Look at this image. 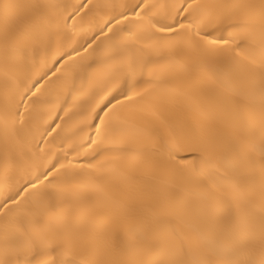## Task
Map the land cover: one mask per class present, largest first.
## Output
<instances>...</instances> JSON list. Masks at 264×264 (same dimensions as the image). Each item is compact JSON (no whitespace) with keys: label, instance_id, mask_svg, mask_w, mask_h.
Here are the masks:
<instances>
[{"label":"snow or ice","instance_id":"6c2138e0","mask_svg":"<svg viewBox=\"0 0 264 264\" xmlns=\"http://www.w3.org/2000/svg\"><path fill=\"white\" fill-rule=\"evenodd\" d=\"M91 3L83 0L76 5L64 17L65 26L77 17L83 20L81 13ZM0 7L7 12L13 5L5 2ZM59 7L37 4L34 18L15 19L16 24L27 25L29 33L13 36L5 30L2 37L0 175L8 177L21 158L30 160L37 153L48 163L42 171L28 174L14 190L7 179L0 182V264H77L81 249L93 244L84 226L112 209L118 210L122 232L112 235L96 259L80 264H264V0H179L171 4L135 0L132 4L94 5L113 12L86 42L83 50L92 48L90 55L95 59L88 64V75L81 79L78 93L85 87L91 91L99 75L111 91H91L93 98L100 97L87 117L94 135L72 152L60 147L63 159L46 148L56 139L48 137L62 127L55 121L64 116L57 113L49 123L45 119L49 113L37 111L52 103L41 97H50L54 89L42 92V77L18 92V99L11 91L26 61L23 40L41 43V33L53 23L46 9ZM100 37L106 40L93 47ZM105 43L107 47H101ZM67 59L72 60V53H67ZM74 65V60L62 64L72 73L69 96L77 93ZM149 68L153 71L145 79ZM60 79L57 76L52 84ZM192 82L213 94L214 104L205 107L199 97L187 92L185 86ZM121 88L126 91L108 100L112 91ZM182 97L191 100L217 130L213 136L202 129L200 167L191 170L209 192L207 200L169 192L161 202L138 182L133 187V202L113 200L108 173L115 175L118 169L106 173L94 163L97 159L145 157L147 179L159 177L172 186L177 177L186 174V169L172 162L184 164L187 158L178 153L193 150L188 133H179L152 103L175 104ZM138 104L157 122L150 133L151 143L143 151L110 146L127 132L123 124L114 122L117 106ZM64 105H69L67 96ZM60 111L67 116L71 107ZM41 122L46 126L39 131L35 126ZM226 129L230 131L226 133ZM257 129L259 149L254 143ZM81 148L90 150V159H68L73 152L80 155ZM164 153L167 160L162 158ZM229 173L231 178L225 179ZM126 183L132 186V182ZM149 200L152 202L146 203ZM225 204L227 210L221 211L218 205Z\"/></svg>","mask_w":264,"mask_h":264},{"label":"bare ground","instance_id":"6f19581e","mask_svg":"<svg viewBox=\"0 0 264 264\" xmlns=\"http://www.w3.org/2000/svg\"><path fill=\"white\" fill-rule=\"evenodd\" d=\"M5 2L13 5V8L7 12L3 7H0V46L3 45V34L5 30L9 31L13 36L23 35L29 33L31 30L27 25H18L15 23L17 16L25 18H34L39 11L36 8L37 4L47 5L56 4L61 7L56 9H46L48 15L52 17L53 23L46 32L41 33L42 42L36 44L33 40H23V51L26 54V61L22 65L20 71L16 74L17 78L12 82L11 91L13 94L23 92L24 88L30 83L41 80L45 89H54L53 95L50 97L42 96V100L50 99V105L38 107L37 111L49 113L45 119L51 123L55 120L57 113L64 116L63 120H56L55 122L61 124L62 127L58 128L48 137L52 140L56 137L52 145L47 146L46 151H50L54 155H59L63 159V153L59 151L60 147L72 152L74 148H78L81 144L86 143V138L89 135H94V131L89 127L87 119L90 114L91 107L100 102V97L93 98L91 91L97 93L102 92L105 88L111 91V86L107 85L102 75L97 77L95 87L90 91L85 87L83 93H78L81 85V79L88 75L86 69L95 57L90 55L92 48H85L87 40L99 32L104 26L105 22L111 16L113 9L108 7H94L96 4H132L135 0H92L91 5L84 9L81 13L83 20L80 17L76 21H67L65 26L64 17L72 12L73 8L82 3L83 0H0V5ZM157 4L179 2V0H154ZM232 3H240L242 0H231ZM249 2L258 3L259 0H249ZM66 8V11H65ZM7 17V18H6ZM75 24V27H74ZM125 26H127L125 24ZM106 37H100L95 44L105 41ZM101 47H107V44H102ZM81 49L79 55L76 50ZM67 53H72V60L67 59ZM98 55V54H97ZM62 58L64 60L62 61ZM75 61V85L77 93L69 96L72 91V73L66 71L62 64H72ZM62 61V63H57ZM153 69H146L144 78L149 79V72ZM48 73V76H45ZM57 76L61 79L56 84ZM3 82L0 78V97L3 95ZM186 91L191 93L192 96L199 97L201 103L207 107L214 104L215 96L211 93L205 92L201 86L195 82L189 83L185 86ZM122 91L126 89H117L112 91V95L108 96V100H112L116 96H120ZM39 95V93L37 94ZM66 96L69 99V105H64ZM17 94V99H18ZM107 103V100L105 101ZM125 103H128L125 101ZM154 107L161 110L164 116L176 127V130L182 135L186 132L190 140V147L193 149L190 152H180L178 156L186 157L187 160L184 164L179 161H173L178 167L186 169V174L177 177L175 186L165 183L161 178L147 179L150 173L145 166V157L127 161H115L112 159L100 158L94 161L97 166H103L108 173V170L117 168L118 171L115 175L109 174V185L111 188V196L113 200L121 201L122 203H131L136 199V193L133 187L138 186L146 191L153 193L154 199H160L163 202V197L169 192H179L182 195L190 196L196 199L207 200L209 192L206 191L203 181L195 176L191 170L200 167L199 158L202 154V146L199 144V137L202 129H206L210 135H216V126L212 122L205 121L201 112L198 111L191 100L182 97L175 104L161 103L157 100L152 101ZM71 107V111L67 116L64 112L60 111L61 107ZM69 117H72L71 119ZM114 122L123 124L127 132L123 136L116 137V143L110 145L112 147H123L132 151H143L145 145L151 143L150 133L156 129L157 122L154 121L148 111L144 109L143 104L134 105L131 107L120 108L117 106L116 111L113 113ZM46 125L41 122L35 126L39 131H42ZM39 131L36 132L37 138ZM230 130H225L227 133ZM59 133V136L56 133ZM256 148L259 149V130L257 129L256 137L254 140ZM89 149H80V155L77 156L75 152L72 153L68 159H90ZM31 155V153H29ZM42 154L37 155L28 160L21 158L16 168L9 174L8 177L0 175V182L7 179L10 186L15 189L28 174H35L37 169L43 170L44 165L48 163L47 160L41 159ZM161 157H156L159 159ZM163 159L167 160V154H163ZM51 159V157H49ZM231 178V174L225 176V179ZM128 182H132L129 186ZM257 191H259V180H257ZM219 195V193H214ZM95 199V197H93ZM152 201H146L151 203ZM261 201L257 196V209H259ZM221 211L227 210V205H218ZM92 235L93 244L91 247L81 249L76 257L77 264L82 260H90L97 258V252L103 249L112 235L116 232H122V227L118 223V210L112 209L102 215H97L93 218L92 222L84 226Z\"/></svg>","mask_w":264,"mask_h":264}]
</instances>
